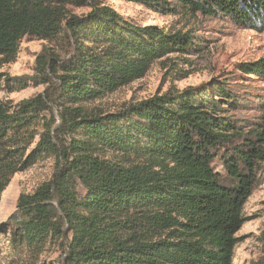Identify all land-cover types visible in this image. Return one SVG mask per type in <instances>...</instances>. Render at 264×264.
<instances>
[{"label": "trees", "instance_id": "1", "mask_svg": "<svg viewBox=\"0 0 264 264\" xmlns=\"http://www.w3.org/2000/svg\"><path fill=\"white\" fill-rule=\"evenodd\" d=\"M127 1L264 30V0ZM86 4L0 0L6 64L25 37H61L68 50L60 61L45 48L36 60L41 78L57 79L56 87L14 108L0 102V201L16 174L56 161L53 179L20 195L0 235L31 259L57 242L61 264H233L243 209L264 169V121L245 131L225 117L239 104L223 86L168 92L107 115L88 111L84 104L144 78L155 61L198 48L189 35L131 25L108 6L87 16L68 9ZM241 68L264 77V59ZM30 81L0 75V90H24ZM217 159L229 184L214 168Z\"/></svg>", "mask_w": 264, "mask_h": 264}, {"label": "rangeland", "instance_id": "2", "mask_svg": "<svg viewBox=\"0 0 264 264\" xmlns=\"http://www.w3.org/2000/svg\"><path fill=\"white\" fill-rule=\"evenodd\" d=\"M94 6L111 7L134 26H156L167 34L189 35L198 51L190 48L185 52L168 54L155 61L144 78L84 104L85 109L107 115L156 95L182 92L189 87L212 90L223 86L236 95L239 104L237 110L226 108L225 117L236 121L245 131L263 124L264 77L247 74L241 66L264 59V30L240 28L227 18L194 15L182 7L175 9L177 14H163L138 1L88 0L86 5L69 6L68 9L72 14L87 16ZM45 48H49L51 55L60 61L68 57L67 46L61 37L47 41L25 37L14 62L6 64L0 58L2 78H33L27 89L13 92L1 89L0 102L14 108L22 101L45 95L49 88L57 86V79L54 78L52 84L46 83L37 70L36 60ZM55 118H58L57 112ZM65 140L70 143L72 136L66 135ZM116 157L111 154L102 156L110 161L119 160ZM214 168L229 184L221 159L214 162ZM55 171L56 161L51 158L12 178L0 201V228L15 213L20 195L36 192L53 179ZM258 180L243 209L245 223L236 235L238 245L233 264H264V169ZM0 239V264H61L65 256L61 244L57 242L48 244L43 253L31 259L12 248L8 235L1 234Z\"/></svg>", "mask_w": 264, "mask_h": 264}]
</instances>
